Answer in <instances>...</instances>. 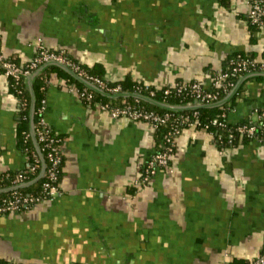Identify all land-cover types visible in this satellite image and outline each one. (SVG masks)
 <instances>
[{
	"label": "crops",
	"instance_id": "obj_1",
	"mask_svg": "<svg viewBox=\"0 0 264 264\" xmlns=\"http://www.w3.org/2000/svg\"><path fill=\"white\" fill-rule=\"evenodd\" d=\"M249 10V0H0V41L21 63L44 46L102 66L111 82L210 88L235 55L264 59V27L251 28ZM256 77L242 84L229 122L258 119L264 80ZM41 82L45 120L62 137L61 193L0 214V261L227 264L264 252L262 143L226 146L187 128L170 168L142 184L145 162L163 147L156 128L85 103L57 72ZM9 83L0 72V172L29 164Z\"/></svg>",
	"mask_w": 264,
	"mask_h": 264
},
{
	"label": "built area",
	"instance_id": "obj_2",
	"mask_svg": "<svg viewBox=\"0 0 264 264\" xmlns=\"http://www.w3.org/2000/svg\"><path fill=\"white\" fill-rule=\"evenodd\" d=\"M250 10L249 18L252 24L264 27V0H249ZM55 60L67 64L75 71L79 72L80 75L89 79L95 83L100 88L104 89L109 93H120L122 92L121 86H110L105 81L98 77L89 75L84 71L79 64H76L69 58L63 51H54L48 49L44 46H39L36 54L32 59L27 62H18L15 59L7 57L4 53L1 41H0V71L11 80L15 85L20 86L27 77L42 64ZM260 68V69H257ZM252 71H264V59L259 60L257 58H242L238 56L236 59L232 60L229 65L225 68L222 67L217 72H215L213 77L212 86L216 88H223L227 90L230 86H233L232 78L243 74L245 72ZM10 82V81H9ZM148 88L149 84H145ZM71 91H76L79 97L87 104H97L102 110L108 111L113 117H125L131 120H143L150 123L153 127L158 128L161 125H169V130L165 133V151L154 153L144 164L142 170V176L140 182L142 184H147L151 178H153L160 169L170 168L171 156L174 153L176 147V139L181 135L183 130L187 128H195L197 126L196 121H191L188 116L182 114L176 115L173 113L159 114L154 110H147L141 105H139V99L137 102H124L120 106H110L106 103H101L95 101L94 92L88 87L84 89H79L75 85H69ZM173 90L180 93L187 91L193 98V103L209 104L220 100V94L218 91H212L206 88L201 82H177L172 85L167 86L164 89L166 95L170 94ZM19 93L22 92V88H19ZM154 91L151 90V95H154ZM45 99L42 100V106L38 109L41 114L40 121L38 123V129L36 134L38 136V141L44 143L45 148H47V156L50 161V168L48 169V178L43 185V196H35L29 194H22L15 192L12 196L3 198L0 200V214H9L24 211L29 209L34 204L41 202L43 200H53L60 192V184L53 185L52 182L58 179V173L60 171L59 166L62 163V149L61 143L62 139L58 137V134H53L52 129L47 124L45 117ZM195 118H198L199 114L195 111ZM222 118H226L227 114L223 113ZM259 119H264V110L259 113ZM254 121H248L247 124H243L238 127L240 134H246L247 136L254 138V140L259 141L264 145V137L256 136V125L252 124ZM212 124L219 126H226L225 120L215 119ZM262 130L264 133V123L262 124ZM40 165L36 163L30 168V171L35 173L40 170ZM29 175L26 172H20L14 178L13 182L15 185L23 184L28 182ZM235 264V263H227ZM249 264H264V253L260 254L256 258L252 259Z\"/></svg>",
	"mask_w": 264,
	"mask_h": 264
},
{
	"label": "trees",
	"instance_id": "obj_3",
	"mask_svg": "<svg viewBox=\"0 0 264 264\" xmlns=\"http://www.w3.org/2000/svg\"><path fill=\"white\" fill-rule=\"evenodd\" d=\"M249 21H250V18H249ZM250 24H251L252 29L260 28L259 26L252 24L251 21H250ZM238 56H241L242 58H255L253 55L240 53V54L235 55L231 60H229L224 65V67L226 68L229 65V63L232 60L236 59ZM67 58H69V57H67ZM69 59L72 60L73 62H75L76 64H79L80 67L84 71H86L89 75L100 78L101 80L108 83L110 86H118V85L121 86L122 92H136V93H140V94H143L145 96L151 97L153 99H156L158 101L167 102V103H171V104H177V105L190 104V103L194 102V98L187 91L180 93L176 90H173L170 94L166 95L164 93V89L167 86L156 87L153 85H149L147 88L144 83L135 81L131 77H125L122 80H119L116 82H111L105 78V75H104L105 72H104V69L101 68L102 66L95 65L92 68H88L87 66L81 65L76 60H73L71 58H69ZM257 69H260V68H257ZM46 72H57L58 74H60L64 78H66L70 85H75L81 90L86 88V86H84L82 83H80L75 78H73L70 74H68L67 72H65L64 70L60 69L57 66H49L43 72H41L34 80V92H35V100H36V108H35L36 130L39 127L38 123H39L40 118H41V114L38 112V109L42 106V100L45 99V96H44L45 87H44L43 82H41V78H42V75ZM247 73H249V72H245L243 74H240L238 76L233 77L231 80L234 84H233V86H230L227 90H224L223 88H216V87H213L212 85L209 89H211L212 91H218L220 94V100H221L232 90V88L237 83L238 79L242 75L247 74ZM256 78L260 79V80H264V77H262V76H258ZM9 81H10V83H9L10 84V92L16 97V99L19 103L18 122H17V134H18V138H19V143H20L22 149L27 154L29 164L23 170L0 172V188L16 186L14 184L13 180L17 176V174L20 172H26L30 176L27 181H31L32 179L36 178L39 175L40 170H41V167H40V170L35 172V173L30 171V168L33 165H35L36 163H38L41 166V159H40V156H39V154H38V152L34 146V142H33V139L31 137V134H30L31 93L29 90L27 79L24 82H22V84H20V86L15 85L11 80H9ZM19 88H22L21 93L18 92ZM151 90L155 92L154 95H151ZM242 90H243V85L239 88V90L235 94V96L232 99H230L227 103H225L222 106L214 107V108H202V109H198V110H187V111H172V110H166V109L160 108L158 106L152 105V104L145 102L143 100H139L138 103H139V105H141L145 109L154 110L159 114L173 113L176 115L182 114L184 116H188L191 121H196L198 123L197 126L195 127V129L205 130V131L211 132L215 136V139L221 145H226V146L227 145H236L238 142H244V141L246 142V141L254 140V138H251V137L247 136L246 134H240V132L238 131L239 126H241L243 124H247L248 122L233 124V123L229 122V120H228V114L234 109V106L236 104V99L242 93ZM94 94H95V101L109 104L112 107L113 106H120L124 102H137L136 98H133V97L113 99V98H108L106 96L98 94L96 92H94ZM90 105H93V104H90ZM263 110H261L260 113ZM195 111H197L199 114L198 118H195L193 116ZM223 113L227 114L226 118H222L221 115ZM215 119L225 120L226 126H219V125L212 124V121ZM263 123H264V119H259V120L252 122V124L256 125V136L257 137H264V133L262 130V124ZM169 129H170L169 125H167V124L161 125L158 128H156L157 133L162 138V143H163V147L161 146L159 151H157V152L165 151V149H166L165 133ZM52 133L55 134V132L53 130H52ZM36 136H37V134H36ZM57 136L62 139V137L60 135H57ZM37 139H38V136H37ZM39 143H40L41 150L45 156L46 163H47L46 172H45L44 177H42L37 183H35L32 186L20 188V189L14 190V191L6 192V193H1L0 194V200H2L3 198H6V197L12 196L15 192H17V194L22 193V194H29V195L31 194V195H35V196H39V195L43 196V193H44L43 192V185L45 182L50 181L48 178V169L50 168V161H49V158L47 156L48 150H47V148H45L44 143H42V142H39ZM175 149H176V147H175ZM174 152H175V150H174ZM63 163H64V159H63V153H62V163L59 166L60 171L58 173V179L56 181L52 182L53 185H58L61 182V177H62V173H63V171H62ZM232 263L249 264L250 261L249 262L234 261ZM0 264H13V263H10L7 261H0Z\"/></svg>",
	"mask_w": 264,
	"mask_h": 264
},
{
	"label": "water",
	"instance_id": "obj_4",
	"mask_svg": "<svg viewBox=\"0 0 264 264\" xmlns=\"http://www.w3.org/2000/svg\"><path fill=\"white\" fill-rule=\"evenodd\" d=\"M49 66H57L60 69L64 70L65 72H67L68 74H70L73 78H75L77 81H79L80 83H82L84 86L88 87L89 89H91L92 91L101 94L103 96H106L108 98H136L139 100H143L145 102H148L152 105L158 106L160 108L166 109V110H172V111H187V110H198V109H202V108H214V107H219L224 105L225 103H227L230 99H232L235 94L238 92L240 86L249 78L251 77H256V76H262L264 77V71H253V72H249L247 74L242 75L237 83L235 84V86L232 88V90L221 100L214 102V103H209V104H201V103H190V104H184V105H177V104H171V103H167V102H162V101H158L156 99H153L151 97L145 96L143 94L140 93H136V92H120V93H109L107 91H105L104 89L100 88L99 86H97L95 83H93L92 81H90L89 79L85 78L84 76L80 75L77 71H75L74 69H72L70 66H68L65 63L59 62V61H55V60H51L48 61L44 64H42L39 68H37L36 70H34L28 77H27V83L29 86V90L31 93V108H30V134L31 137L33 139L34 142V146L40 156L41 159V170L39 175L32 179L31 181L25 182L23 184H19L16 186H11V187H5V188H0V194L1 193H6V192H10V191H14L20 188H25V187H29L34 185L35 183H37L42 177H44L45 172H46V167H47V163H46V159L45 156L41 150V146L40 143L37 139L36 136V126H35V108H36V100H35V92H34V80L35 78L47 67Z\"/></svg>",
	"mask_w": 264,
	"mask_h": 264
},
{
	"label": "rangeland",
	"instance_id": "obj_5",
	"mask_svg": "<svg viewBox=\"0 0 264 264\" xmlns=\"http://www.w3.org/2000/svg\"><path fill=\"white\" fill-rule=\"evenodd\" d=\"M0 72L4 75V73H3L2 71H0ZM4 76H5V75H4ZM5 78H6V76H5ZM173 155H174V154H172V156H171V160H172V158H173Z\"/></svg>",
	"mask_w": 264,
	"mask_h": 264
}]
</instances>
